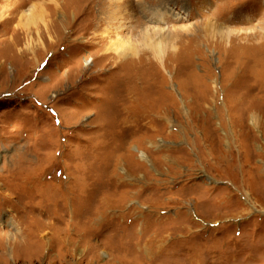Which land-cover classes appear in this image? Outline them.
Returning <instances> with one entry per match:
<instances>
[{
	"label": "rangeland",
	"instance_id": "obj_1",
	"mask_svg": "<svg viewBox=\"0 0 264 264\" xmlns=\"http://www.w3.org/2000/svg\"><path fill=\"white\" fill-rule=\"evenodd\" d=\"M0 264H264V0H0Z\"/></svg>",
	"mask_w": 264,
	"mask_h": 264
},
{
	"label": "bare ground",
	"instance_id": "obj_2",
	"mask_svg": "<svg viewBox=\"0 0 264 264\" xmlns=\"http://www.w3.org/2000/svg\"><path fill=\"white\" fill-rule=\"evenodd\" d=\"M129 2L130 0H117V7H122L125 3H127L128 5ZM43 13L44 11L42 9L36 10L35 7H32V9H30L28 12L25 13L24 16H22L23 24L24 26H26L25 28L30 29L27 28L30 26L37 27L38 22L43 20ZM161 30L162 29L156 28V26L155 28L144 27L138 35L137 42H132L131 40L128 41L118 39L117 41L112 42L111 46L108 48V50L106 49L105 52L107 55H114L118 60L133 58L138 59L140 61L143 57L142 54L144 53H150L155 60H163L166 51L168 49L174 48L172 46L174 39L170 34L164 35ZM107 32L108 31H106V33Z\"/></svg>",
	"mask_w": 264,
	"mask_h": 264
}]
</instances>
